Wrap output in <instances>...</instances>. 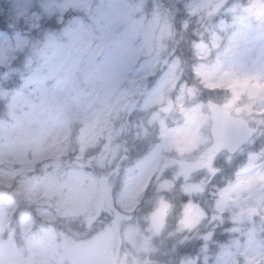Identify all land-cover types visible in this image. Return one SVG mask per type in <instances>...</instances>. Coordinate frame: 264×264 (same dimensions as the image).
Segmentation results:
<instances>
[{
  "label": "clouds",
  "instance_id": "clouds-1",
  "mask_svg": "<svg viewBox=\"0 0 264 264\" xmlns=\"http://www.w3.org/2000/svg\"><path fill=\"white\" fill-rule=\"evenodd\" d=\"M0 264H264V0H0Z\"/></svg>",
  "mask_w": 264,
  "mask_h": 264
}]
</instances>
